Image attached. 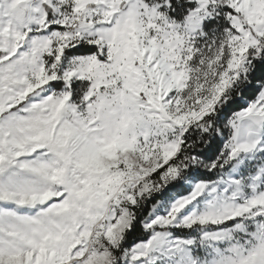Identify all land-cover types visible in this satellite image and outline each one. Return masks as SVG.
<instances>
[{"label": "snow or ice", "instance_id": "6c2138e0", "mask_svg": "<svg viewBox=\"0 0 264 264\" xmlns=\"http://www.w3.org/2000/svg\"><path fill=\"white\" fill-rule=\"evenodd\" d=\"M0 264H264V0H0Z\"/></svg>", "mask_w": 264, "mask_h": 264}]
</instances>
